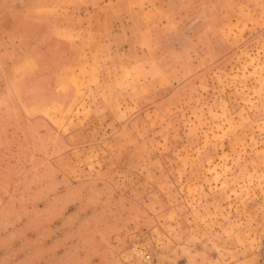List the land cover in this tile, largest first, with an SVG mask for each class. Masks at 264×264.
<instances>
[{
    "label": "rangeland",
    "instance_id": "1",
    "mask_svg": "<svg viewBox=\"0 0 264 264\" xmlns=\"http://www.w3.org/2000/svg\"><path fill=\"white\" fill-rule=\"evenodd\" d=\"M180 1L121 52L29 31L0 89V264H264V0Z\"/></svg>",
    "mask_w": 264,
    "mask_h": 264
},
{
    "label": "crops",
    "instance_id": "2",
    "mask_svg": "<svg viewBox=\"0 0 264 264\" xmlns=\"http://www.w3.org/2000/svg\"><path fill=\"white\" fill-rule=\"evenodd\" d=\"M188 1L181 0L175 5L178 10L184 11L188 8ZM165 3L166 0H0V89L11 87L13 79L19 75L16 72H20L19 76L29 73L23 64L27 57L37 54L35 48L39 37L29 32L34 25L42 23L48 29H56L51 37L45 38L56 42H69V56H73L75 60L81 54L95 53L97 46L103 42L115 44L121 52L129 41L136 38L133 32L123 30L125 21L147 25V28L145 26L140 30V35L147 38L150 25L159 21H170L164 15L167 9ZM38 9L42 11V16L29 17L30 12ZM133 12L137 14V19L128 18ZM103 23L106 24L105 31L98 32V28L102 31L99 25ZM114 24H118L115 31L108 32ZM83 26L85 29L88 26V31L83 33ZM30 44L31 47L27 48ZM145 44L148 45L146 42ZM3 98L0 96V104L3 103ZM29 116L32 120L46 119L48 122L47 118L50 119L48 108L44 106L37 114ZM56 131L61 133V128ZM41 133L39 135L44 137L42 129Z\"/></svg>",
    "mask_w": 264,
    "mask_h": 264
}]
</instances>
